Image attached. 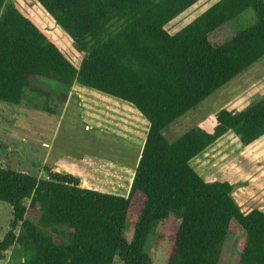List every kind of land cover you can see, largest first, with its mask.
I'll return each mask as SVG.
<instances>
[{"label": "trees", "instance_id": "16d2710c", "mask_svg": "<svg viewBox=\"0 0 264 264\" xmlns=\"http://www.w3.org/2000/svg\"><path fill=\"white\" fill-rule=\"evenodd\" d=\"M70 36L75 62L12 0H0V100L24 92L54 107L74 84L129 103L147 122L126 194L86 186L43 166V176L0 166V201L12 208L0 238L8 264H151L147 242L179 219L165 264H218L233 225L234 264H264V209L242 211L227 181H206L190 160L228 131L242 145L264 134V95L240 110L220 108L211 131L164 129L264 58V0H217L174 33L165 25L199 0H36ZM246 9L255 21L224 34ZM126 226L132 235H126Z\"/></svg>", "mask_w": 264, "mask_h": 264}, {"label": "rangeland", "instance_id": "374dc122", "mask_svg": "<svg viewBox=\"0 0 264 264\" xmlns=\"http://www.w3.org/2000/svg\"><path fill=\"white\" fill-rule=\"evenodd\" d=\"M19 10L33 18L75 62L78 52L72 39L36 0H12ZM217 0H199L165 25L169 33L191 21ZM252 9L244 10L226 27L224 34L252 24ZM264 95V58L229 83L213 92L195 109L167 126L169 140L191 126L211 131L213 115L220 108L240 110ZM54 107L44 97L25 90L19 104L0 100V166L43 176V166L77 176L86 186L126 194L137 166L147 122L127 102L74 84L67 101ZM191 167L206 181H227L232 198L242 209H264V134L242 145L233 131L190 160ZM12 208L0 201V238L10 227ZM179 219L170 215L153 229L147 242L151 264H165L172 247V235ZM224 240L218 264H234L241 244V232ZM130 239L131 228L126 226ZM9 251L0 264H8ZM112 264H121L116 257Z\"/></svg>", "mask_w": 264, "mask_h": 264}, {"label": "crops", "instance_id": "0c3cea01", "mask_svg": "<svg viewBox=\"0 0 264 264\" xmlns=\"http://www.w3.org/2000/svg\"><path fill=\"white\" fill-rule=\"evenodd\" d=\"M217 140H218V139H217ZM217 140H216V141H217ZM216 141H215V142H216ZM215 142H214V143H215ZM212 144H213V143H212ZM212 144H211V145H212ZM209 146H210V145H209ZM209 146H208V147H209ZM206 148H207V147H206ZM206 148H205V149H206ZM205 149H204V150H205Z\"/></svg>", "mask_w": 264, "mask_h": 264}]
</instances>
